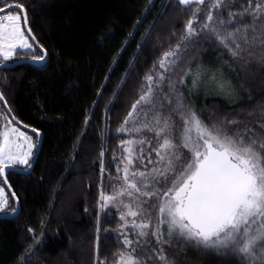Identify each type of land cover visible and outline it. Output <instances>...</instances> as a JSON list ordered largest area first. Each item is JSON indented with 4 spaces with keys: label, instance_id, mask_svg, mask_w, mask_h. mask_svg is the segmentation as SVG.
Masks as SVG:
<instances>
[{
    "label": "trees",
    "instance_id": "16d2710c",
    "mask_svg": "<svg viewBox=\"0 0 264 264\" xmlns=\"http://www.w3.org/2000/svg\"><path fill=\"white\" fill-rule=\"evenodd\" d=\"M212 3L0 0V8L11 4L24 8L41 47L34 46L32 53L19 52L9 64L36 60L43 51L48 55L43 65L26 63L0 69V92L12 115L42 135L32 171L7 174L20 212L15 218H0V264H98V258L114 263L126 247L119 243L123 236L117 232L122 221L118 210L101 209L100 193L112 195L113 187L120 184L117 166L122 167V141L140 137V133H120L118 129L132 104L146 92L148 76L153 77L154 85L169 83L166 94L174 91L182 105L195 111L209 127L240 132L247 128L251 129L248 135L264 137V44L257 41L251 52L244 45L233 56L203 28L208 11L217 16ZM226 4L218 17L225 23L211 22L221 37L251 27L245 15L247 0H226ZM229 13L237 15L230 17ZM230 19L232 23H227ZM189 20L196 28L191 37L186 29ZM169 52L176 55L168 57L166 67L161 68L160 61ZM156 96L153 94L154 101ZM0 109L2 129L12 118L1 102ZM13 124L36 144L31 165L39 137ZM129 126L133 125H125ZM150 136L154 137L153 132ZM0 187L8 196L0 215L11 214L17 209L16 201L6 183ZM132 238L140 244L145 240L134 232ZM151 242L150 249L163 247L172 264H242L231 253L196 248L182 239L162 245ZM155 264L162 262L156 260Z\"/></svg>",
    "mask_w": 264,
    "mask_h": 264
},
{
    "label": "snow or ice",
    "instance_id": "6c2138e0",
    "mask_svg": "<svg viewBox=\"0 0 264 264\" xmlns=\"http://www.w3.org/2000/svg\"><path fill=\"white\" fill-rule=\"evenodd\" d=\"M193 2L204 4L205 0H179L184 5ZM247 5L245 15L252 24L243 32L237 28L235 32L221 37L211 27L214 19L217 23H225L218 17L221 15L219 10L228 7L226 0H213L210 7L217 10V16L214 17L212 11H208V23L203 24V28L213 33L233 56H237L244 45H248L244 50L251 52V46L257 41L264 44V0H247ZM23 20L26 26V13ZM20 22V15L0 18V59L3 61L11 60L19 54V50L33 47L29 39L34 40L35 37L26 36ZM241 22H245L243 15ZM193 23V20H189L186 24L187 37L196 34ZM227 23H232L231 19ZM28 32L30 34L31 29ZM226 41H230L232 47ZM175 55L176 52L165 53L160 67L165 68L168 57ZM34 58L43 60L44 55ZM261 59H264V50ZM160 79L164 77L161 75ZM146 80L149 82L146 92L132 104L118 132H153L157 146L151 151L155 152L158 160L153 161L149 156L148 163H160L164 167L153 166L151 170L144 171L136 166L137 161L143 163L145 157L143 148L137 152L134 146H142L146 142L151 144V140L122 141L121 148L126 155L120 158L122 167L117 166V171L122 173L118 179L123 184L119 189L110 185L113 187L112 195H106L103 191L100 193L102 210L113 207V202L125 195L135 203L133 208L132 203L120 201L127 211L121 212L119 216L122 224L117 232L123 236L119 243L126 246L127 250L116 255L114 264H147V261L155 264L156 260L162 264H172L164 254L163 247L150 249L147 239L143 244L139 240L129 239L124 231L129 228L140 238L155 237L156 243L160 245L171 244L173 238L182 239L196 248L231 253L242 264H264V137L248 135L251 129L247 128L240 132L209 127L195 111H190L186 117L181 114V123L176 126L171 116L177 109H172L167 115L157 114L160 110L153 98V77L148 76ZM159 99L157 96L156 100ZM0 100H3L2 94ZM149 116L150 119H139ZM13 120L15 117L7 120L0 129V177H5L0 183H6V170L13 166L30 167V158L36 147L32 136L20 131ZM130 123L132 127H125ZM261 127H264V123ZM32 132L37 133V130L32 129ZM100 155L103 157V152ZM100 168L103 172V162ZM11 195L15 197L14 192ZM7 205L8 196L4 188L0 187V211ZM149 209L158 211L153 231H147L153 228ZM138 216L145 218L137 222L135 218ZM127 217L134 219L128 221ZM161 224L165 225L163 231ZM165 232L168 239H165ZM144 257H147V261ZM98 264L106 262L98 258Z\"/></svg>",
    "mask_w": 264,
    "mask_h": 264
},
{
    "label": "rangeland",
    "instance_id": "374dc122",
    "mask_svg": "<svg viewBox=\"0 0 264 264\" xmlns=\"http://www.w3.org/2000/svg\"><path fill=\"white\" fill-rule=\"evenodd\" d=\"M193 3H195V2H193ZM193 3H190L189 5H185V6H191ZM184 5V4H183ZM5 15H20V13L19 12H16V11H10V12H6V13H2V14H0V18H2L3 16H5ZM21 16V15H20ZM21 27H22V29L24 30V28H23V22H22V17H21ZM196 23V22H195ZM197 24V23H196ZM196 27H199L198 25L196 26ZM195 28V27H194ZM196 29V28H195ZM25 31V30H24ZM26 35V34H25ZM194 36V35H193ZM30 42V41H29ZM19 51H23V52H34L35 51V49H34V47H32V49H24V50H19ZM14 58V57H13ZM13 58L11 59V60H9V61H5L6 63H9V62H11L12 60H13ZM160 81H162V80H160ZM148 82V81H147ZM154 83H155V81H153L152 80V82H151V85H152V88H153V94L154 95H157V96H159L160 97V99L159 100H156L155 101V103H156V107L160 110L159 111V113L161 114V113H163V114H165V115H167L172 109H177V111H174V112H172V116H171V120H172V122H173V124L174 125H176V126H178L180 123H181V114L183 115V116H187L188 114H189V112L190 111H192L188 106H186V105H184V103H183V105H182V103L179 101V99L174 95V91L171 93V94H166V92H167V90L169 91V83H168V85H166V84H163V85H161V84H159V82H157V84L156 85H154ZM149 85V84H148ZM162 87H164V89L162 88ZM147 90V89H146ZM156 96V97H157ZM161 105H163V107H161ZM180 105H182V106H180ZM146 108H147V106H145ZM149 118V117H148ZM148 118H145V117H140L139 119L141 120V121H143V120H145V119H148ZM136 126H139V125H136ZM130 127H132V126H129V128ZM21 131V130H20ZM24 132V131H23ZM26 133V132H25ZM148 133H150V135H151V132H149V131H143V132H141L140 133V137L139 138H137V139H145L146 141L147 140H151L152 141V143L151 144H149V143H145V144H143L142 146H139V145H137L136 147H138V150L142 147L143 148V155H144V157H145V159H144V161H143V163H140L139 161H137V164H136V166L137 167H139V169L140 170H144V171H147V170H151V168L153 167V166H155V167H159V168H163L164 167V165L163 164H160V163H155V165H153V164H150V163H148V157L150 156L151 157V159L153 160V161H157L158 160V158H157V156H156V154H155V152H153V151H151V149L153 148V147H156L157 145H156V142H155V140L153 139V136H150V137H148ZM27 135H29L28 133H26ZM153 135H154V133H153ZM175 135V134H174ZM193 135H194V133H193ZM177 139L179 138V137H176ZM135 147V146H134ZM135 147V148H136ZM185 151H187V150H185ZM137 152H139V151H137ZM124 155H126L125 153H124ZM123 155V156H124ZM146 166V167H145ZM121 176H122V173H121ZM122 184H123V181L121 180L120 181V184L117 186V188L116 189H119L121 186H122ZM6 194V193H5ZM139 199H144V197H139ZM121 200H123L124 201V203H132L133 204V208H135V203L133 202V200H132V198L131 197H129V196H127V195H125V196H123V197H119L116 201H114L113 202V204H114V206L113 207H110V208H114V209H116V210H118L119 211V213L121 214V212H126L127 210L123 207V205L120 203V201ZM148 213L151 215V217H152V224H153V228H150V229H148L147 231H153L154 230V226H155V223H156V219H157V217H158V211H156V210H154L153 212H151V210H149L148 211ZM119 214V215H120ZM145 217L144 216H138V217H136L135 219L137 220V222H140V221H142L143 219H144ZM132 219H134V218H132V217H127V220L128 221H131ZM160 227H161V230L163 231L164 229H165V225H163V224H161L160 225ZM130 229V228H129ZM125 229L124 231H126L127 232V234H128V236H129V239H133L132 238V235H133V231L130 229ZM145 239H147V238H145ZM134 240V239H133ZM147 240H149L150 241V243H152L151 242V240H156V238L155 237H148V239ZM125 250H127L126 249V247H125V249L123 250V251H125ZM114 264V263H113Z\"/></svg>",
    "mask_w": 264,
    "mask_h": 264
},
{
    "label": "water",
    "instance_id": "95a60500",
    "mask_svg": "<svg viewBox=\"0 0 264 264\" xmlns=\"http://www.w3.org/2000/svg\"><path fill=\"white\" fill-rule=\"evenodd\" d=\"M12 10H19V11H21L23 17H24V14L26 13V11L24 10V8L20 7L19 5H10V6L6 7V8H3V11H0V14H2V13H6V12H9V11H12ZM23 21H24V20H23ZM27 21H28V18H27ZM25 29H26V32H27L28 36H33L32 32H31L30 34H29V32H28V29H30L28 23H27V25L25 26ZM31 40H32V39H31ZM32 41H33V43H34L38 48L41 49V47L38 45L36 39H34V40H32ZM43 53H44V59H43V60H39V59H36V60H29V59H28V60H20V61H17V62H15V63H13V64H3V65H0V69H3V68H13V67H15V66H17V65H20V64H26V63L33 64V65H36V66L43 65V64L46 63V61H47V59H48V55H47L46 51H43ZM1 101L3 102V104H4L5 108H6V111H7L8 115H9L11 118H13L14 116L12 115V112H11V111H10V112L8 111V110H9V107H8L6 101L4 100V98H3V100H1ZM13 121H14V122L17 124V126H19L20 128L32 132V129H29L28 127H25V125H23L21 122H19L16 118H15V120H13ZM32 133H34V132H32ZM37 133L39 134V135H37V136L39 137V141H38L37 149H36L35 155H34V157H33V160H32V164H31V166H30L27 170H22V169H19V168H16V167H12L11 169L6 170V186H7L8 190H9L11 193H13V191H12L11 187H9L10 185H9V183L7 182V174H8L10 171H15V172H18V173H21V174H28V173H30V172L32 171V169H33V167H34V164H35V162H36V160H37V157H38V155H39V153H40L41 144H42V135H41L39 132H37ZM37 133H35V134H37ZM2 178L5 179V177H2ZM14 199H15L16 204H17V209H16V211L13 212V213H11V214H8V215H0V218L11 219V218H15V217L19 214V212H20V204H19V201H18V199H17L16 196L14 197Z\"/></svg>",
    "mask_w": 264,
    "mask_h": 264
},
{
    "label": "flooded vegetation",
    "instance_id": "af4514ba",
    "mask_svg": "<svg viewBox=\"0 0 264 264\" xmlns=\"http://www.w3.org/2000/svg\"><path fill=\"white\" fill-rule=\"evenodd\" d=\"M11 5H17V4H11ZM10 6V5H9ZM4 8H6V7H4ZM0 9H3V8H0ZM10 12V11H9ZM21 15V14H20ZM21 17H22V15H21ZM23 18V17H22ZM22 21H23V19H22ZM25 34H26V36H28V34H27V32L25 31ZM29 41H30V43L31 44H33V41L31 40V39H29ZM33 47L34 46H36L35 44L34 45H32ZM19 52H23V51H19ZM23 53H32V52H23ZM14 59V58H13ZM1 61H3L2 59H0V65H3V63H1ZM17 61H19V60H17ZM16 61V62H17ZM15 63V62H14ZM9 64V63H8ZM1 80H0V87H1ZM0 94H1V92H0ZM0 102L1 103H3L1 100H0ZM3 118V112L1 111V109H0V121H1V119ZM13 167H15V166H13ZM17 168V167H16Z\"/></svg>",
    "mask_w": 264,
    "mask_h": 264
}]
</instances>
